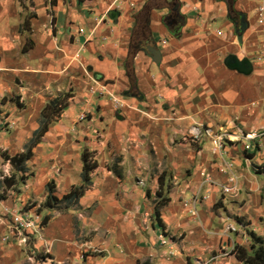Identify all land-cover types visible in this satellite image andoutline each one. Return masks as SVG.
Returning <instances> with one entry per match:
<instances>
[{"label": "crops", "instance_id": "1", "mask_svg": "<svg viewBox=\"0 0 264 264\" xmlns=\"http://www.w3.org/2000/svg\"><path fill=\"white\" fill-rule=\"evenodd\" d=\"M149 1L0 0V159L23 153L48 102L68 98L34 149L17 200L43 204L49 184L61 200L83 184V153L96 164L77 207L44 209L39 264H237L233 257L212 260L240 242L243 232L227 233L226 226L244 223L256 232L264 218V173L252 172L253 164L264 166V138L251 142L257 151L250 159L243 154L247 140L223 157L212 155L207 142L185 141L195 125L214 127L227 122L228 111L264 102L263 65L252 59L264 48V25L257 22L263 0H179L185 20L179 38L168 24L170 10H153L149 29L159 65L147 50L131 49ZM230 8L236 21L247 16L242 42ZM230 56L248 60L252 73L228 69ZM110 94L120 99L119 111ZM84 114L88 119L80 121ZM255 126L251 132L264 122ZM204 174L215 184H205ZM230 174L240 187L236 197L220 189ZM162 176L169 202L160 210L161 228L152 218ZM197 195L203 198L193 216ZM7 206L0 202V210ZM4 232L0 226V264H34L17 245L2 243Z\"/></svg>", "mask_w": 264, "mask_h": 264}, {"label": "trees", "instance_id": "2", "mask_svg": "<svg viewBox=\"0 0 264 264\" xmlns=\"http://www.w3.org/2000/svg\"><path fill=\"white\" fill-rule=\"evenodd\" d=\"M79 2H84L85 0H78ZM236 0H230V5H233ZM166 7L170 10V15L168 20V24L170 28L174 29V36L179 38L181 36V27L184 23V18L179 14L180 3L179 0H150L146 6L144 7L143 11L137 17V26L136 31L132 36L131 42V49L132 53L135 52H143L151 47L152 41L150 37V29H149V16L150 13L158 8ZM234 16H239V14L233 11L230 8L229 12V19L235 21L236 25L239 26L240 22L235 20ZM231 61H236L239 68H234L230 65ZM226 66L230 70H237L241 74L250 75L253 71V66L248 60L238 61L235 56H230L226 59ZM241 66V67H240ZM130 69L128 68V76L131 74ZM67 99H62L61 97L51 100L48 102L46 107L43 109L42 114L39 120V129L35 132L33 138L26 144L24 152L18 154L16 156H9L5 153L1 154V158L5 162H10L12 164L15 175L20 174L21 177L18 181V184L25 185L28 177H24L25 173L27 172L26 165L33 157V151L41 142L42 138L48 132L49 127L52 123L56 122L64 109L67 107ZM20 108L21 105L18 104ZM91 156L84 152L82 155V162H83V173H82V180L83 184L80 187L74 188L68 195L64 196L61 200L56 199L53 196L54 187L52 184L47 186L48 197L44 203L45 209H53L56 206H65V210H69L73 207H77L79 204L80 199L84 196L86 190L91 185L90 174L93 170L96 169V164L90 160ZM252 158V157H251ZM118 177H122L121 173L116 171ZM161 179V178H160ZM160 189L157 193V198L160 200L157 203L156 211H155V218L156 222L159 227H163L161 220H160V210L165 206L166 203L169 202L168 199L164 198V184L163 182H159ZM15 185V184H14ZM13 185V186H14ZM9 186V185H8ZM13 186H9L8 188H12ZM170 189V188H169ZM48 219H45V225L47 224ZM250 238L254 239V246H252V253H248L247 249L236 247L234 253L236 254V258L238 261L242 262L243 264H264V240L256 238L253 234H251ZM257 245V247L255 246Z\"/></svg>", "mask_w": 264, "mask_h": 264}, {"label": "built area", "instance_id": "3", "mask_svg": "<svg viewBox=\"0 0 264 264\" xmlns=\"http://www.w3.org/2000/svg\"><path fill=\"white\" fill-rule=\"evenodd\" d=\"M257 22L260 25H264V0L262 6L257 11ZM84 51V48L80 52ZM259 61L262 62L263 71H264V48L261 51L259 56ZM101 93V91H92L91 94L95 95ZM113 101L114 108L116 111H119L122 108V103L120 99L112 94L109 95ZM88 119L86 114L80 117V121H85ZM191 138L196 141L208 139L212 145V152L214 154L224 155L228 152V149L233 144L241 143L243 140H247L245 150L253 151L254 146L251 142H255L258 139H261V136H258L255 133L244 135L239 131L234 133L231 131H224L223 129H215L213 126L207 125H195L190 128L188 131ZM10 162H7L4 169L3 177H8L10 174ZM229 168V166H227ZM208 179L211 178L210 175L204 174V177ZM230 186L223 188V193L229 195H236L239 193V189L236 186L237 178L233 174L229 176ZM201 202V199L194 197L191 200L190 204V214L193 216L196 214V207ZM0 226L5 229L1 241L4 244L13 243L22 249L28 256L29 262L36 264L38 261L39 254L36 250V240L37 236L40 237L41 233L45 227V218L37 213L36 208H27V205L22 208H8L3 210V214L0 215ZM243 229L239 224H231L227 227V233H238V230ZM50 251L47 249V254ZM225 258L226 255L220 253V255L213 256L212 260L215 261L220 258ZM41 262V261H40ZM201 264H209L208 262Z\"/></svg>", "mask_w": 264, "mask_h": 264}, {"label": "rangeland", "instance_id": "4", "mask_svg": "<svg viewBox=\"0 0 264 264\" xmlns=\"http://www.w3.org/2000/svg\"><path fill=\"white\" fill-rule=\"evenodd\" d=\"M233 17H235V16L233 15ZM238 21H239V19H238ZM237 28H239V26ZM261 51L259 52L258 57L257 56L254 57V58L251 57L252 59H255L254 60L255 62L260 63L259 56L261 55ZM261 64H262V62H261ZM244 105H245V109L244 110H241V112L239 114L234 115L233 113H230L228 111L229 119L226 120L227 122L219 123L217 126H214V128L217 129V130L218 129H223L224 131H230L232 128L229 130V127H234L235 126V128L233 129L235 132L237 131V129H241V133H244V135H248V134L255 133L258 136H261L260 138L263 139L264 138V128L261 129V130H259V131H254V132H251V130L254 127H256L255 126V123L257 121H258V123L264 122V102L261 103V102L255 101V100H251V102H249L248 104L245 103ZM227 123H229V124L227 125ZM185 137H186L185 138V141L187 143H190L193 146L194 145L200 146L202 143L207 142L208 143V150L210 149L211 154L214 155V156H216V157H223L226 154V153L224 155L214 154L212 152L211 142L208 139H203V140L196 141L193 138H191V136L189 135V132L187 133V135ZM256 151H257V149L254 150L253 152L252 151L250 152L248 150H245L243 154L248 159H250L252 157V155H253L252 153H255ZM263 167L262 166H257L255 164H253L252 165V172L255 173V175H256V173L257 174H262V173H264V168ZM3 168H4V161H2L0 159V202H2V206L3 207L4 206L6 207L7 205H9L7 207L16 208L15 207L16 206L15 204L17 203L18 206H19L18 208H22L24 202H19L17 200V198H18L19 194H21V190H22L21 189L22 188V185L21 184H18V181H19L21 175L16 173V176H14L15 175V170H14L12 164H11L10 165V174H9V176L8 177H3V175H4V173H3L4 172V169ZM24 177H27V175L26 176L24 175ZM164 177H165V175H164ZM253 179H254V182H255V179L256 178L253 177ZM160 181L163 182V176L162 177H159V182ZM204 183L205 184L212 185V184H215V180L212 177L208 179L205 176L204 177ZM8 185L9 186H13L14 185V186L12 188H8L9 187ZM228 186H230L229 177H228L227 183L225 185H222L220 187L221 192H222L223 195H224L223 188L224 187H228ZM236 186L238 187L239 193H240V187H239V184H238V180H237ZM158 192H159V190H158ZM239 193H237L236 195H229V194H225V195L226 196H231V197H236V196L239 195ZM195 197H197L199 199L203 198V196H201V195H197ZM159 201L160 200L158 199V202ZM44 203L38 205L37 202H34V201L30 200L29 203L26 204V205H27V208H32V207L33 208H36L37 213H39L40 215H42L44 217V214H43L44 209H45ZM36 205H38V206H36ZM3 207L0 210V215L3 214V210H4ZM58 210L64 211L65 210V206L64 205H62V206L60 205L58 207ZM155 211H156V209L154 210V215H153V218H152L153 224H156ZM234 214L235 213H232L231 212V214H230L231 217L230 218H232L234 220L235 219L237 220V218H236L237 216H234ZM244 221H246V220H244ZM231 224H236V222L229 223L226 226V228H225L226 229V232H227V227L229 225H231ZM240 225L243 227V229L238 230V233L243 232V233H241L239 235V236H242V237L241 238L238 237V239H240V242L239 243H237V242L233 243V245L231 247V250H224V249H221L220 248L218 250V252H217L218 254H220V253L225 254L226 255L225 258L233 257V259L236 261L237 264L238 263L239 264H243V263L240 262V261H238L237 258H236V254L234 253V250L236 249V247H239V248H242L243 247L244 249H247L248 253L251 254L252 253V246H254V244H253L254 243L253 242L254 239L252 240L250 238L251 234H253L256 238H259V239L264 240V218H260L257 221V225H259V227L257 228V231L256 232L255 231H252V230H246L245 229V225L246 224H244V223H242ZM164 237L169 238L168 236H166V234L164 235ZM255 246L257 247V245H255ZM49 251H50V249H49ZM46 255H49V254H47V250H46ZM44 259H45V257L43 255L38 256V261H37L36 264H39L40 261H42ZM217 263H219V262H217Z\"/></svg>", "mask_w": 264, "mask_h": 264}, {"label": "water", "instance_id": "5", "mask_svg": "<svg viewBox=\"0 0 264 264\" xmlns=\"http://www.w3.org/2000/svg\"><path fill=\"white\" fill-rule=\"evenodd\" d=\"M247 28H248L247 16L245 14L241 13L240 14L239 28L236 31V35L238 37L239 42H242L243 34L246 32ZM147 54L150 55V57L152 58L154 63H156L157 65L160 64L161 58H162L161 53L155 47H149L147 49ZM230 65L232 67H238L239 68L236 61L231 62Z\"/></svg>", "mask_w": 264, "mask_h": 264}, {"label": "flooded vegetation", "instance_id": "6", "mask_svg": "<svg viewBox=\"0 0 264 264\" xmlns=\"http://www.w3.org/2000/svg\"><path fill=\"white\" fill-rule=\"evenodd\" d=\"M231 62H233V61H231ZM241 67V66H240Z\"/></svg>", "mask_w": 264, "mask_h": 264}]
</instances>
